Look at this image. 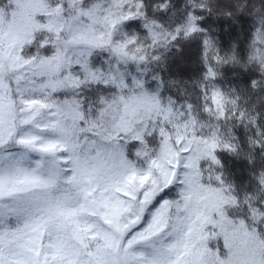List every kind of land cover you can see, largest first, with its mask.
<instances>
[{
  "label": "snow or ice",
  "instance_id": "6c2138e0",
  "mask_svg": "<svg viewBox=\"0 0 264 264\" xmlns=\"http://www.w3.org/2000/svg\"><path fill=\"white\" fill-rule=\"evenodd\" d=\"M0 264H264V0H0Z\"/></svg>",
  "mask_w": 264,
  "mask_h": 264
}]
</instances>
